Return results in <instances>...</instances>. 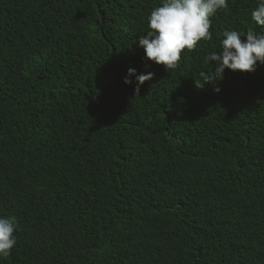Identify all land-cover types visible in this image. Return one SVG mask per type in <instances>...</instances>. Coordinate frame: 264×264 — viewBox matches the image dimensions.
Here are the masks:
<instances>
[{
  "label": "trees",
  "instance_id": "obj_1",
  "mask_svg": "<svg viewBox=\"0 0 264 264\" xmlns=\"http://www.w3.org/2000/svg\"><path fill=\"white\" fill-rule=\"evenodd\" d=\"M166 2L0 0V264H264V65L194 82L264 0L169 72L139 47Z\"/></svg>",
  "mask_w": 264,
  "mask_h": 264
},
{
  "label": "clouds",
  "instance_id": "obj_2",
  "mask_svg": "<svg viewBox=\"0 0 264 264\" xmlns=\"http://www.w3.org/2000/svg\"><path fill=\"white\" fill-rule=\"evenodd\" d=\"M217 10H227V0H167L162 7L152 11L149 17L150 31L139 39V47L144 49L145 59L164 66L167 72L174 70L183 50L191 52L200 41L211 39L209 17ZM251 16L256 25L264 26V3ZM223 37L222 50L205 57L206 63L215 62L212 73H200L203 83L194 80L198 90L211 84L219 93L220 89L215 85L224 79L225 69L250 74L256 70L258 62L264 65V35L249 29L246 34L225 31ZM241 37L246 38V43H242ZM128 75H136L135 70L130 69ZM153 78L154 74L150 72L136 76V96H139L140 85ZM124 82L130 84L132 81L125 79ZM17 227L15 217L0 220V256L6 258L10 255L15 245L13 233Z\"/></svg>",
  "mask_w": 264,
  "mask_h": 264
}]
</instances>
